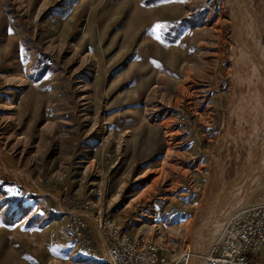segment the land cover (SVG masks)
Segmentation results:
<instances>
[{
    "label": "rangeland",
    "instance_id": "374dc122",
    "mask_svg": "<svg viewBox=\"0 0 264 264\" xmlns=\"http://www.w3.org/2000/svg\"><path fill=\"white\" fill-rule=\"evenodd\" d=\"M226 8L0 0V264H86L65 223L83 217L103 254L104 216L163 234L165 263L205 264L229 220L264 205V115L238 108Z\"/></svg>",
    "mask_w": 264,
    "mask_h": 264
},
{
    "label": "built area",
    "instance_id": "2783aa9c",
    "mask_svg": "<svg viewBox=\"0 0 264 264\" xmlns=\"http://www.w3.org/2000/svg\"><path fill=\"white\" fill-rule=\"evenodd\" d=\"M86 221L72 219L65 223L77 238L78 248L89 258L86 264H187L188 251L170 263H165L166 239L163 234L130 237L108 216L99 219L100 242L93 245L82 231ZM264 244V205L249 207L234 221L227 223L204 256L205 264H255L256 256ZM99 252V253H98Z\"/></svg>",
    "mask_w": 264,
    "mask_h": 264
},
{
    "label": "bare ground",
    "instance_id": "6f19581e",
    "mask_svg": "<svg viewBox=\"0 0 264 264\" xmlns=\"http://www.w3.org/2000/svg\"><path fill=\"white\" fill-rule=\"evenodd\" d=\"M262 3H263L262 0L261 1L259 0L258 1L257 0H227V8L224 10L226 13H228L227 15H229V18L231 21V34H230L231 38H229L231 39L230 43L232 46V48L230 47L231 54H232L231 79H232L233 86L235 83L238 87L237 93H236L240 96L237 102L238 108L239 110H243V107L245 105V107L248 109V112L250 114L256 115L254 117H249V118H251L252 121L253 119L260 118L259 123H261V120H262L261 116L264 115V110L262 111V108L264 107L260 101L261 95L264 94L262 90V87L264 86V47H263L262 40L259 35L262 31H264V5H262V7L260 8V5ZM254 130L257 131L258 128L255 127ZM259 132H260V129H259ZM257 135L255 137H257ZM255 141L257 142V139ZM262 144H263L262 146H260L259 144L257 145H259V147H261L262 149L264 146V143ZM257 145H255L256 148L258 147ZM252 150L253 149H251V151ZM170 154H171V150L170 148H168L166 151V155H164V157H168ZM252 160H254L253 161L254 168H252V171L254 173L252 175L256 179L257 176H255V174L259 170L262 171V169L264 168V151L261 152L257 158L254 157ZM160 176H162L161 173H160ZM257 180L260 181L259 178H257ZM220 197L221 195L218 196V200L220 199ZM247 209H244L238 216H240ZM213 219L215 220V218ZM217 219L219 218H216V220ZM196 259L197 257L193 258L192 256V261H193L192 264H197L198 261Z\"/></svg>",
    "mask_w": 264,
    "mask_h": 264
},
{
    "label": "crops",
    "instance_id": "0c3cea01",
    "mask_svg": "<svg viewBox=\"0 0 264 264\" xmlns=\"http://www.w3.org/2000/svg\"><path fill=\"white\" fill-rule=\"evenodd\" d=\"M167 149H168V147H167ZM167 149H165V153H164V155H166V151H167ZM164 157V156H163Z\"/></svg>",
    "mask_w": 264,
    "mask_h": 264
},
{
    "label": "water",
    "instance_id": "95a60500",
    "mask_svg": "<svg viewBox=\"0 0 264 264\" xmlns=\"http://www.w3.org/2000/svg\"><path fill=\"white\" fill-rule=\"evenodd\" d=\"M215 214H217V213H215ZM189 250H190V248H189Z\"/></svg>",
    "mask_w": 264,
    "mask_h": 264
}]
</instances>
